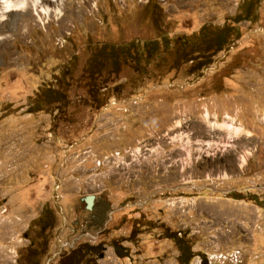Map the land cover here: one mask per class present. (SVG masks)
<instances>
[{
  "label": "rangeland",
  "instance_id": "rangeland-1",
  "mask_svg": "<svg viewBox=\"0 0 264 264\" xmlns=\"http://www.w3.org/2000/svg\"><path fill=\"white\" fill-rule=\"evenodd\" d=\"M10 1L0 264H27L44 207L56 224L41 264L79 248L85 264H180L166 231L189 264H264V0H58L59 17ZM223 28L224 49L198 60L200 34ZM46 91L70 105L28 113Z\"/></svg>",
  "mask_w": 264,
  "mask_h": 264
},
{
  "label": "trees",
  "instance_id": "trees-1",
  "mask_svg": "<svg viewBox=\"0 0 264 264\" xmlns=\"http://www.w3.org/2000/svg\"><path fill=\"white\" fill-rule=\"evenodd\" d=\"M239 21H237L238 23ZM56 104L55 111H59L60 107L66 108L70 105L68 97L64 93H56L53 91H46L34 100L32 106L27 110L28 113H37L44 110L46 105ZM5 115L0 116V121ZM56 218L51 209L44 207L41 215L32 222V226L37 227V237H32L30 246L26 249V263L27 264H41L42 259L49 249L48 231L54 228ZM167 238L172 240L180 252L178 262L180 264H189L190 261L197 256L192 252L191 246L186 239L178 238L175 233H168ZM98 246L84 245V249L89 254L96 255ZM81 248L75 250L67 259L66 264H85L84 257L81 255Z\"/></svg>",
  "mask_w": 264,
  "mask_h": 264
},
{
  "label": "flooded vegetation",
  "instance_id": "flooded-vegetation-1",
  "mask_svg": "<svg viewBox=\"0 0 264 264\" xmlns=\"http://www.w3.org/2000/svg\"><path fill=\"white\" fill-rule=\"evenodd\" d=\"M249 7H250V1L248 2L246 8L241 10L239 13H237L238 15H235V16L240 17L243 15L246 17L249 14V9H250ZM243 21L244 20L239 21L238 24ZM224 30H226V28H223L221 30L209 29V31L205 32L203 35L202 33L200 34L201 35L200 40L202 42L201 46L207 49V53L204 54L205 55L204 57H199L198 60H201V61L204 60L208 54H212V56H214L224 49V46L226 45V41H227V37L225 35ZM195 42L196 44L199 43L198 40ZM189 62L194 63L195 60L192 59Z\"/></svg>",
  "mask_w": 264,
  "mask_h": 264
},
{
  "label": "bare ground",
  "instance_id": "bare-ground-1",
  "mask_svg": "<svg viewBox=\"0 0 264 264\" xmlns=\"http://www.w3.org/2000/svg\"><path fill=\"white\" fill-rule=\"evenodd\" d=\"M58 2H59L58 0H33L34 7L39 9V10L35 9L36 14H39V12H40L43 15H45V17H48L52 14H55V16H57V17L60 16L61 11L58 8L53 9L49 6L52 3H58ZM0 3H8L11 5V3H13V2L10 0H3ZM23 4H24V2H23ZM22 6H24V5H22ZM21 8H23V7H21ZM6 10H8V9H6ZM19 11H20V9H19ZM0 17H2V16L0 15Z\"/></svg>",
  "mask_w": 264,
  "mask_h": 264
},
{
  "label": "water",
  "instance_id": "water-1",
  "mask_svg": "<svg viewBox=\"0 0 264 264\" xmlns=\"http://www.w3.org/2000/svg\"><path fill=\"white\" fill-rule=\"evenodd\" d=\"M85 205H86V209L88 211H92L93 210V207H94V201H95V197L94 196H86L84 199H83ZM118 250V248H117ZM103 257V256H101Z\"/></svg>",
  "mask_w": 264,
  "mask_h": 264
}]
</instances>
